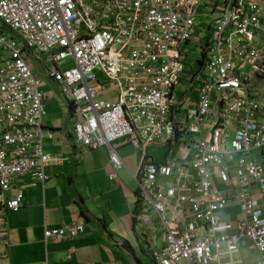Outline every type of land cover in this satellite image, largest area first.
I'll use <instances>...</instances> for the list:
<instances>
[{
    "label": "built area",
    "instance_id": "built-area-1",
    "mask_svg": "<svg viewBox=\"0 0 264 264\" xmlns=\"http://www.w3.org/2000/svg\"><path fill=\"white\" fill-rule=\"evenodd\" d=\"M199 16L213 19L203 37ZM195 33L202 65L179 96ZM0 49V196L22 175L45 182V166L60 159L43 147L52 131L38 62L68 103L76 144L111 147L113 179L126 167L114 141L170 145L162 161L144 149L136 176V217L155 264H245L247 243L264 264V0H0ZM23 200L0 201L1 261L7 214ZM84 232L46 229L45 242Z\"/></svg>",
    "mask_w": 264,
    "mask_h": 264
},
{
    "label": "crops",
    "instance_id": "crops-1",
    "mask_svg": "<svg viewBox=\"0 0 264 264\" xmlns=\"http://www.w3.org/2000/svg\"><path fill=\"white\" fill-rule=\"evenodd\" d=\"M38 65L40 70L36 74L43 81L47 110L43 125L52 131L51 137L43 138V147L52 158L60 159L45 166L48 177L45 182L22 175L0 196V201L15 200L18 194H23L24 198L19 211L7 214L9 258L0 260V264H155L147 244L146 252L150 256L139 254L135 238L142 237L145 242L144 227L136 217V176L144 160L145 148H137L126 139L114 141L112 145L126 167L118 171L117 179H113L111 175L116 168L111 160V147L103 145L92 149L76 144L68 103L65 122L48 113V107L51 109L59 104V97L65 99L59 84L49 79ZM151 146L145 149L149 158L161 161L154 156ZM169 157L168 152L164 160ZM236 210V207L229 208L224 214L234 217ZM153 222L158 224L157 220ZM77 224L85 225V232L78 237L45 242L46 229ZM73 249L75 257L69 259ZM252 249L256 251L254 246ZM241 257L249 264L242 251Z\"/></svg>",
    "mask_w": 264,
    "mask_h": 264
},
{
    "label": "rangeland",
    "instance_id": "rangeland-1",
    "mask_svg": "<svg viewBox=\"0 0 264 264\" xmlns=\"http://www.w3.org/2000/svg\"><path fill=\"white\" fill-rule=\"evenodd\" d=\"M201 8H204L206 11H208V9L205 7H201ZM210 20H213V19H209V17L204 18V16H199L196 19L197 27L203 31V33H201V37L208 35L209 33L208 24ZM4 28L6 29V27ZM4 38L6 39V41H10L12 39L11 33L8 30H5L4 32ZM15 40H16L17 46L19 47L22 46V43L21 41H19L18 38H15ZM183 50L187 57L186 59L187 70H186V75L182 76L181 78V84L177 86V93L179 96L180 94H183L185 91L190 89L192 85L191 78L193 74L195 73V71L201 68V65H202L201 60L204 57V46L200 42L198 33H195L194 35H192L191 42L186 43L183 47ZM7 56H8V53L0 49V59H3ZM39 70H40V67L38 65V62H36L35 72L36 71L38 72ZM203 75L205 77L207 76L206 73H203ZM198 88H199V82H196L195 88L193 89L191 93V98L194 100L196 99V96H198L197 95ZM58 102L59 104L53 106L51 109L48 107V113L55 116L58 120H61V121L64 120L65 122L66 117H67V111H68L67 102L63 100L61 97H59ZM151 150L152 152L153 151L155 152L154 156L157 158V160H161V161L164 160L168 152H171L169 144H152ZM261 152H262L261 149H257L255 151L256 154H260ZM170 156L173 157L174 152H172ZM171 180L172 178H169L168 180H164L163 185L167 184V182H170ZM135 238H136L137 249H138L139 254L141 256H150L146 252V243L142 241V237L141 239H139L137 236H135ZM252 248L253 246L250 244L242 248L243 249L242 253L245 256H247L249 264L252 261H257L261 256L258 252L256 251L254 252Z\"/></svg>",
    "mask_w": 264,
    "mask_h": 264
}]
</instances>
